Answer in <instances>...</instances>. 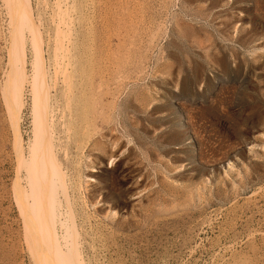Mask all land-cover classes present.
Wrapping results in <instances>:
<instances>
[{
    "label": "rangeland",
    "instance_id": "374dc122",
    "mask_svg": "<svg viewBox=\"0 0 264 264\" xmlns=\"http://www.w3.org/2000/svg\"><path fill=\"white\" fill-rule=\"evenodd\" d=\"M3 1L0 264H34L11 193L16 156L2 94L11 27ZM29 2L46 65L55 0ZM67 3L75 79L87 99L79 109L86 127L76 130L65 163L83 263L264 264V0ZM23 100L26 150L27 88Z\"/></svg>",
    "mask_w": 264,
    "mask_h": 264
},
{
    "label": "bare ground",
    "instance_id": "6f19581e",
    "mask_svg": "<svg viewBox=\"0 0 264 264\" xmlns=\"http://www.w3.org/2000/svg\"><path fill=\"white\" fill-rule=\"evenodd\" d=\"M3 2L9 14L11 41L8 50L9 70L1 90L14 137V144L11 143L16 156V174L11 181V193L22 218V233L34 264H84L79 252V233L68 190V165L65 164L70 155L68 145L77 134L76 130L84 127L79 120L83 96L78 92L83 82L80 78L83 76L78 80L81 83L75 79L77 61L69 48L74 42L70 28L72 19L68 14L72 5L67 0L53 2L55 32L52 55L46 63L50 65L49 69L44 63L43 38L31 16L29 0ZM22 29L28 32V39ZM26 40H29L32 55L29 61L30 74L25 71ZM26 88L31 99L29 108L32 133L24 150L19 122ZM90 142L88 139L80 149L83 150L84 145L87 148Z\"/></svg>",
    "mask_w": 264,
    "mask_h": 264
}]
</instances>
